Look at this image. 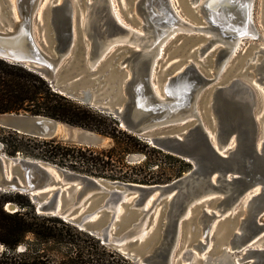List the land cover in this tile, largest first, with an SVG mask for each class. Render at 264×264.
<instances>
[{
	"label": "water",
	"instance_id": "95a60500",
	"mask_svg": "<svg viewBox=\"0 0 264 264\" xmlns=\"http://www.w3.org/2000/svg\"><path fill=\"white\" fill-rule=\"evenodd\" d=\"M43 1L0 0V58L23 65L56 93L112 116L138 137L155 133L153 147L194 169L171 184L148 186L0 154V192L29 196L39 215L89 230L139 264H174L184 238L192 249L179 261L193 264V251L205 254L219 225H235L243 207L245 218L227 244L220 243L221 257L245 252L252 264H264V248H252L264 232V121L255 92L240 78L238 66L229 67L237 40L257 36L246 35L253 27L247 0L211 5L212 0H51L42 9L45 22L38 18ZM183 14L208 26L196 27ZM257 54L243 66L254 65ZM259 54L263 60L253 74L264 93V50ZM171 60L176 61L168 65ZM196 64L208 68L210 77ZM63 124L44 116L0 114L1 129L41 140L61 135ZM97 195H104L102 205L86 207ZM153 196L167 201L160 229L151 228L155 212L145 208ZM127 211L137 219L115 236ZM143 227L147 232L139 236Z\"/></svg>",
	"mask_w": 264,
	"mask_h": 264
},
{
	"label": "trees",
	"instance_id": "16d2710c",
	"mask_svg": "<svg viewBox=\"0 0 264 264\" xmlns=\"http://www.w3.org/2000/svg\"><path fill=\"white\" fill-rule=\"evenodd\" d=\"M58 85V83H56ZM23 113L55 119L67 125L78 127L96 134L112 138L116 146L109 151L64 143L62 141L41 140L27 137L0 128L2 152L10 158L18 154L24 158L41 160L71 172L107 181L140 185H160L181 177L191 169V164L178 160L183 170L160 171V173H134V168L124 156L136 153L134 148H124L117 156L125 136L136 143H143L132 133L123 130L112 116L101 113L88 105L80 104L59 93L40 75L19 64H12L0 58V114ZM147 148L149 146L143 143ZM154 152L174 159L161 150ZM124 158V159H123ZM147 164H150L147 163ZM131 170L133 172H131ZM141 170V169H140ZM18 206L15 213L8 212L7 204ZM73 228L59 217L39 215L29 196L0 192V264H45L49 257L45 249L32 248L27 238L32 236L40 246L50 243L62 244L68 249L67 264H132L130 260L108 249L101 240ZM80 235L88 237L90 244L77 240ZM21 246L24 251L19 252Z\"/></svg>",
	"mask_w": 264,
	"mask_h": 264
},
{
	"label": "rangeland",
	"instance_id": "374dc122",
	"mask_svg": "<svg viewBox=\"0 0 264 264\" xmlns=\"http://www.w3.org/2000/svg\"><path fill=\"white\" fill-rule=\"evenodd\" d=\"M48 1H51V0H44L43 5L41 4V6H40L41 10L39 11L40 14H39L38 18H39V20H43V22H45V15H42V9ZM119 1L121 3L124 0H119ZM118 3L119 2H117L116 5H118ZM119 8L120 7L118 6L117 10H119ZM188 17L185 14H183V18L188 20L189 22H191L196 27H207L208 26L201 18L198 19V18H195L192 16H188ZM251 19H252L253 29L257 33V36L254 38H244L239 43V45L237 46L238 52H237V54H235L234 60L229 67H230V70H233L235 67L238 66L237 71L242 73V76L240 78L243 79L249 86H251V88L255 92V95L257 96V99H258V101H257L258 107H259L258 115H259V117H261L263 119L262 121H264V93L260 90L261 88L256 84L255 77L253 74V71L255 70L254 65L259 64V62H261V60H263L262 55L259 53L262 50H264V0H253ZM43 22H42V24H43ZM134 29H135V31H140V26L139 25L135 26ZM139 34L144 35L142 32H139ZM204 43L205 42L202 41L200 44H197L195 46V48H198L199 46L204 45ZM216 46H221V44H216ZM212 49H214V48H212ZM255 53H258V54L255 56V61L253 62L254 65H250V67L243 66V64L245 63L246 60H251L254 57ZM213 56L210 57V61L213 60ZM175 61L176 60H171V62L168 65H170L171 63H173ZM164 62H166V59L161 61V65ZM196 65H197V68L199 69V71L201 72V74L203 76L210 77L208 74V68H204V67L200 66L199 64H196ZM167 66L165 65V68ZM97 94H101V92L97 93ZM105 94H107V93H105ZM103 97H104V95L103 96H97V99L101 100ZM262 125H263V130H264V122H262ZM62 129H63L62 134L57 136L55 139L62 141L64 143L88 147V148L94 149L98 152L109 151L112 148L117 147L115 141L110 137L102 136V135H99V134H96L94 132H90V131H87V130H84V129H81L78 127H73V126L67 125L65 123L63 124ZM123 130H125V129H123ZM155 135H156L155 133H150L149 135H146L144 137H139L143 143H146L149 146V148H147L143 143H140V142L136 143V141H133L132 139H129L125 136H121V138H122L121 143L122 144L120 147H118V149L116 151L117 156H119V154H121L123 152L124 148H134L136 150V153H132V154H129L128 156H124V157H125V160L127 161V163L134 168V170H133L134 173H137V174H142V172L158 174V173H160V171L183 170V164L180 161H178V160H183L180 157L174 156L175 160L174 159L172 160V159L166 158V156L160 155V154L153 151V149H152L153 145H152V142L150 141V138L155 137ZM2 148H3V146L0 143V151H2ZM158 150H160V149H158ZM164 153H166V152H164ZM0 154H3V153L0 152ZM166 154H168V153H166ZM16 158H24V157L21 156L20 154H18ZM27 159H31V158H27ZM32 160H35V159H32ZM36 161H41V160H36ZM183 161H185V160H183ZM149 162H150V164H147ZM185 162H187V161H185ZM193 169H194V166L191 164V169H189L186 172H183L181 177L173 178L171 181H169L165 184H160V185L171 184L174 181L188 175ZM133 171L131 170V172H133ZM98 179H100V178H98ZM101 179H103V178H101ZM108 182H110V181H108ZM148 186H154V185H148ZM217 186H219V185H217ZM11 194H18V193H11ZM132 197L133 196H131L128 199L130 200V199H132ZM212 197H216V196H212ZM219 197H222V196H219ZM103 201H104V195L94 196L87 202L86 207L95 208L99 205H102ZM166 203H167V201L164 200L161 203V205L158 206V208H156L157 212L155 213V215L153 217L155 222L153 221L151 223V228L154 225H157V228L160 229V227L162 226L166 212H167V209L163 208V206H165ZM213 204H214V202H213ZM8 205L16 206L17 210H19L18 206L14 203L13 204L9 203V204H7V206ZM7 206L5 209L8 212L15 213L14 212L15 210L8 208ZM242 206H244V205H242ZM206 207H207L206 205H204V207L200 206L197 209V211L201 212V210H202L201 208H206ZM212 207H213V205H212ZM238 212L239 213L237 215L235 225L230 224L227 228L224 225L225 222H223L222 224L219 225L218 231L216 234H214L212 236L211 245H210L209 249L207 250V252H205V254H202V256H200L197 252L193 251V255H194L193 264H252L251 262H253V258H249V255L245 252H236V253L231 254L230 256L221 257L222 253L220 252V250H221L220 243L223 241L227 244L230 235L233 232H235L240 220L245 218V214L243 213L244 212L243 207H240V209H238ZM195 218L196 217L194 216L191 220H196ZM133 219L136 220L137 215L133 216V213L129 212V211L124 213V215H122V220L118 223V226L113 231V234L115 236H120L122 234L123 230L125 229V227H127L128 224H130L131 221H133ZM190 222L191 221L186 222V230L189 232H191V227H192V225H188ZM237 222H238V224H236ZM260 223L262 225H264V216L260 219ZM71 225H72V228L74 230H75V228H78L73 224H71ZM74 230H73V234H76ZM84 232L90 236H93L90 234L89 230H85ZM80 239L82 241H85L88 244H90V239H88V237L80 235L79 237H77V240H80ZM186 239L184 238V241H183L182 245L180 246V249L178 250V252L176 254V257L174 259V264H184L183 262L179 261V258L182 256V254L185 252V250H188V249L191 250L192 249L190 247L192 244L188 243L186 241ZM27 240H28V244H30L32 248H34V249L35 248L45 249V251L49 257L45 258L43 263H45V264H67L68 263L67 260L65 259V256L68 252V249L65 246H63L62 244L50 243V244H45L43 246H40V244H38L37 241H35V239L32 236L28 237ZM106 246L108 247L109 250H111L113 252H117L121 256L125 257L124 253L122 251V248L116 247L113 244H107ZM143 246H145V244ZM252 248H256V249L264 248V232H262L261 234H259L257 236L256 243L252 246ZM24 249H25V246H21L19 252L24 251ZM2 250H3V248H2ZM125 250L128 251V248H125ZM130 262L132 264H139V263H133L131 260H130Z\"/></svg>",
	"mask_w": 264,
	"mask_h": 264
},
{
	"label": "bare ground",
	"instance_id": "6f19581e",
	"mask_svg": "<svg viewBox=\"0 0 264 264\" xmlns=\"http://www.w3.org/2000/svg\"><path fill=\"white\" fill-rule=\"evenodd\" d=\"M219 0H212L210 1V5L211 4H216ZM247 5L245 6L246 8L248 7V17L250 18L251 17V12H252V6H253V0H247ZM246 12V11H245ZM247 13V12H246ZM250 14V15H249ZM177 31H173L169 36H172L174 34H176ZM246 35H252V36H256V32L254 31L253 27L252 26H249L248 28V34ZM242 41V38H239L237 40V42L235 43V46H234V49H233V54L237 51V46L239 45V43ZM166 43V42H164ZM164 43L161 45V48L162 46H164ZM129 200V199H128ZM163 201V197H158V196H153L148 202L147 204L145 205V208L149 210V214L153 213V212H157V209L158 206L161 205ZM246 204H248V202L246 201ZM151 205V206H150ZM118 210V214H121L122 213V210L120 208V206H118L117 208ZM190 214V211L187 213V215ZM146 227H143L142 229V232L139 234V236H144L146 234ZM0 248L2 249V245L0 244Z\"/></svg>",
	"mask_w": 264,
	"mask_h": 264
}]
</instances>
